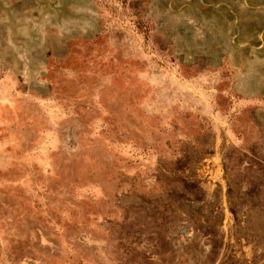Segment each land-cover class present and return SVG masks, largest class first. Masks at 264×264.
<instances>
[{"label":"rangeland","instance_id":"rangeland-1","mask_svg":"<svg viewBox=\"0 0 264 264\" xmlns=\"http://www.w3.org/2000/svg\"><path fill=\"white\" fill-rule=\"evenodd\" d=\"M0 264H264V0H0Z\"/></svg>","mask_w":264,"mask_h":264}]
</instances>
